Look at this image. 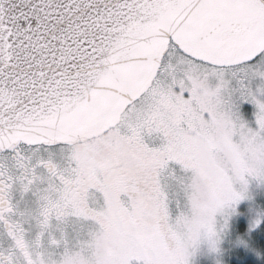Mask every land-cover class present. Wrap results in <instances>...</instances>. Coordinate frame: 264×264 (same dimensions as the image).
I'll return each mask as SVG.
<instances>
[{"label": "snow or ice", "instance_id": "6c2138e0", "mask_svg": "<svg viewBox=\"0 0 264 264\" xmlns=\"http://www.w3.org/2000/svg\"><path fill=\"white\" fill-rule=\"evenodd\" d=\"M253 179L264 0H0V264H191Z\"/></svg>", "mask_w": 264, "mask_h": 264}, {"label": "rangeland", "instance_id": "374dc122", "mask_svg": "<svg viewBox=\"0 0 264 264\" xmlns=\"http://www.w3.org/2000/svg\"><path fill=\"white\" fill-rule=\"evenodd\" d=\"M252 106H249L251 112ZM196 131L195 125H190L183 132L184 139L192 145L195 138L191 132ZM199 134V133H198ZM195 155L197 162L203 169L211 172L220 166L225 159V149L220 144H212L205 149L198 150ZM249 194L252 199H245L238 205V213L233 216L228 231L223 235L219 244V253L211 250L207 235L202 232L195 254L191 257V264H232L254 259L262 262L263 248L257 243L259 236L264 237V224L258 230L251 229L252 220L256 217L257 209H264V184L250 180ZM123 219V217H121ZM139 226L153 229L160 226V218L151 212L140 215L136 221ZM119 226V221H117Z\"/></svg>", "mask_w": 264, "mask_h": 264}, {"label": "trees", "instance_id": "16d2710c", "mask_svg": "<svg viewBox=\"0 0 264 264\" xmlns=\"http://www.w3.org/2000/svg\"><path fill=\"white\" fill-rule=\"evenodd\" d=\"M264 229V227H263ZM257 243H259V245L261 246V248H263V259L262 262H259L258 260H254V259H247L244 262H233L232 264H264V237L263 236H259L257 239Z\"/></svg>", "mask_w": 264, "mask_h": 264}, {"label": "flooded vegetation", "instance_id": "af4514ba", "mask_svg": "<svg viewBox=\"0 0 264 264\" xmlns=\"http://www.w3.org/2000/svg\"><path fill=\"white\" fill-rule=\"evenodd\" d=\"M183 137H184V134H183Z\"/></svg>", "mask_w": 264, "mask_h": 264}]
</instances>
